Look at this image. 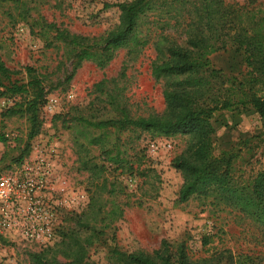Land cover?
Returning <instances> with one entry per match:
<instances>
[{"label":"rangeland","instance_id":"rangeland-1","mask_svg":"<svg viewBox=\"0 0 264 264\" xmlns=\"http://www.w3.org/2000/svg\"><path fill=\"white\" fill-rule=\"evenodd\" d=\"M126 1L131 0H0V59L12 72L4 83L26 85L35 77L44 91L32 110L30 88L15 95L0 88V174L42 159L53 167L51 180L57 196L85 194L83 208L76 205L59 211L55 243L39 247L0 234V248L15 264H30L32 254L48 247L53 251L47 252V258L56 252V259L64 261L58 248L63 249L64 242L73 244L72 238L86 250L88 264H122L123 256L152 254L164 244L171 251L182 244L192 261L223 250L261 253L263 248L254 241L259 237L257 230L237 211L211 197L179 203L183 178L172 168V160L184 150L185 136L98 129L80 121L167 113L166 82L151 74L157 57L154 42L162 39L160 35L180 41L187 10L164 16V20L172 17L171 24L182 25L177 29L154 24L158 10L148 14L139 33L150 29L151 38L142 49H119L102 66L94 61L76 64L80 48L71 44V37L93 45L118 24L117 8L104 6ZM185 6L190 8L191 3ZM225 6L227 27L235 26L230 35L244 27L249 31L261 27L264 0H226ZM58 33L67 39H59ZM210 59L213 66L223 68L228 57L214 54ZM27 69L32 72L28 74ZM246 72L243 68L236 73V82ZM214 119L215 154L224 150L237 156V179L248 181L263 171L264 121L251 107L234 105L217 112ZM127 178L132 185H127Z\"/></svg>","mask_w":264,"mask_h":264},{"label":"trees","instance_id":"trees-1","mask_svg":"<svg viewBox=\"0 0 264 264\" xmlns=\"http://www.w3.org/2000/svg\"><path fill=\"white\" fill-rule=\"evenodd\" d=\"M161 1L164 3L159 7ZM225 1L131 0L105 5V8H117L119 19L116 27L105 32L93 45L82 44L80 38L71 37V44L80 48L75 55L77 65L83 61H94L102 66L111 60L115 51L125 48L135 52L150 42V29L144 35L139 33L141 22L148 14L155 15L153 12L158 10L160 13L154 24H159L160 29H177L182 25L171 24L172 17L164 20V16L177 9H181V13L187 10L181 29L184 37L180 41L160 35L162 39L154 42L157 57L151 66V74L155 79L166 82L163 90L166 115L137 118L123 115L122 119L97 123L85 119L80 121L98 129L117 127L146 131L156 137L185 136L184 150L172 160V168L183 178L179 203L192 198L211 197L214 202L228 206L257 230L259 237L254 241L263 248L256 255L223 250L210 258L192 261L182 244L175 251L164 244L152 254L123 256L122 264H264V170L248 181H239L236 177L237 156L224 150L216 155L213 139L217 129L214 115L234 105L251 107L264 121V19L260 28L249 31L244 27L230 35L229 30L232 32L235 26L233 23L227 27L229 11ZM187 2L191 3L190 8L184 7ZM226 29L228 34L224 33ZM57 37L67 39L60 33ZM214 54L227 55L223 68L213 66L210 56ZM243 68L247 70V76L236 82L235 74H240ZM31 72L27 69L28 74ZM11 74L0 59V88L9 95L21 94L30 88L34 95L30 108L34 110L44 98L40 81L30 77L26 85L16 82L5 84L4 80ZM72 243L64 242V248H58L64 261L56 259V252L47 258V252L53 251L48 247L32 254L30 264H88L84 262L86 250L76 246L73 238Z\"/></svg>","mask_w":264,"mask_h":264},{"label":"built area","instance_id":"built-area-1","mask_svg":"<svg viewBox=\"0 0 264 264\" xmlns=\"http://www.w3.org/2000/svg\"><path fill=\"white\" fill-rule=\"evenodd\" d=\"M152 149H155L152 145ZM42 159L25 163L14 172L0 174V234L20 237L39 247L57 241V218L61 210L84 207L85 194L56 195L51 180L53 167ZM128 186L131 178L126 179ZM0 264H15L0 248Z\"/></svg>","mask_w":264,"mask_h":264}]
</instances>
